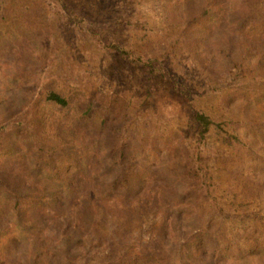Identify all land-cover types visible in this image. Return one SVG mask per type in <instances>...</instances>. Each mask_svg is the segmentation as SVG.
Segmentation results:
<instances>
[{"label": "rangeland", "instance_id": "obj_1", "mask_svg": "<svg viewBox=\"0 0 264 264\" xmlns=\"http://www.w3.org/2000/svg\"><path fill=\"white\" fill-rule=\"evenodd\" d=\"M0 264H264V0H0Z\"/></svg>", "mask_w": 264, "mask_h": 264}, {"label": "trees", "instance_id": "obj_2", "mask_svg": "<svg viewBox=\"0 0 264 264\" xmlns=\"http://www.w3.org/2000/svg\"><path fill=\"white\" fill-rule=\"evenodd\" d=\"M107 53L120 57L123 61L126 63L132 65V66H141V67H147L151 65L150 60H145L142 57L138 55H134L131 51L128 49L122 47L119 44L116 43H109L104 45ZM44 100L48 102H53L57 105L66 106L68 104V100L66 97L62 96L60 93H58L55 90H47L44 94ZM94 102L88 103V110H91L93 108ZM194 120L198 127V133L201 137H205V135L209 132L210 127L212 125H217L208 115H206L201 110H196L194 113Z\"/></svg>", "mask_w": 264, "mask_h": 264}]
</instances>
